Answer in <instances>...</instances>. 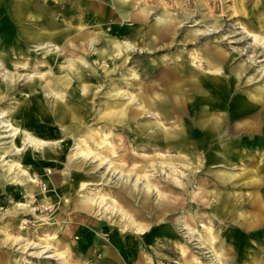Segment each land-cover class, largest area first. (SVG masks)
<instances>
[{
  "label": "rangeland",
  "instance_id": "rangeland-1",
  "mask_svg": "<svg viewBox=\"0 0 264 264\" xmlns=\"http://www.w3.org/2000/svg\"><path fill=\"white\" fill-rule=\"evenodd\" d=\"M257 195L264 0H0V264H264Z\"/></svg>",
  "mask_w": 264,
  "mask_h": 264
},
{
  "label": "bare ground",
  "instance_id": "bare-ground-1",
  "mask_svg": "<svg viewBox=\"0 0 264 264\" xmlns=\"http://www.w3.org/2000/svg\"><path fill=\"white\" fill-rule=\"evenodd\" d=\"M13 9H12V11H13V14H14V16H16V17H18L19 18V16H20V8H14V7H12ZM244 28V27H243ZM245 30V28L243 29V31ZM47 32V31H46ZM245 32H247V34H248V31L247 30H245ZM50 34V33H49ZM47 44V46H56L55 44H53V43H51V42H47L46 43ZM242 105V104H241ZM4 119V118H3ZM9 121V120H8ZM5 122V121H4ZM13 125H16V128L14 129L15 131H16V134H19L20 132H21V128H20V126L17 124V123H7L6 125H5V127H7V126H12L13 127ZM11 128V127H10ZM28 134V135H27ZM26 134V139L29 141V142H31L32 143V141H34V142H40V143H43V140L42 139H40V138H37V137H35V136H33L30 132H28ZM31 137V138H30ZM33 137V138H32ZM36 143V144H37ZM30 144V143H29ZM38 145V144H37ZM27 149H29V147H26V150ZM17 150H20L19 148H17L16 149V151ZM17 166L19 165V162H17V164H16ZM12 168H14L13 167V164H11L10 165V169H12ZM19 168V167H18ZM20 170V172H22V175H25L26 174V178H29V180L32 182V185L29 187L30 188V191H34V189H33V187H34V185L35 184H33V183H35L36 182V180L34 179V177L33 176H31L29 173V170L27 169V168H25V167H23V168H20L19 169ZM21 178V177H20ZM33 179L35 180V182L33 181ZM20 185V184H19ZM41 248H42V250L41 251H37V252H35L34 253V255L35 256H38V255H44V257H46V258H57L58 257V253H56V252H52L51 253V248H49V246H40ZM46 254V255H45Z\"/></svg>",
  "mask_w": 264,
  "mask_h": 264
},
{
  "label": "crops",
  "instance_id": "crops-1",
  "mask_svg": "<svg viewBox=\"0 0 264 264\" xmlns=\"http://www.w3.org/2000/svg\"><path fill=\"white\" fill-rule=\"evenodd\" d=\"M261 201V199H260V196L259 195H257V197H255L254 199H253V203H254V205L253 206H258L259 208H260V202ZM261 210H264V208H260Z\"/></svg>",
  "mask_w": 264,
  "mask_h": 264
}]
</instances>
